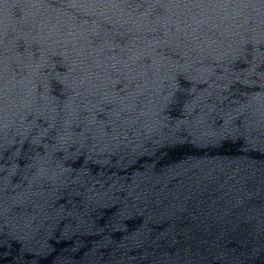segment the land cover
<instances>
[{"label": "water", "instance_id": "water-1", "mask_svg": "<svg viewBox=\"0 0 264 264\" xmlns=\"http://www.w3.org/2000/svg\"><path fill=\"white\" fill-rule=\"evenodd\" d=\"M0 264H264V0H0Z\"/></svg>", "mask_w": 264, "mask_h": 264}]
</instances>
